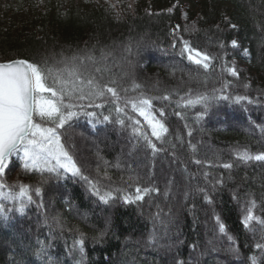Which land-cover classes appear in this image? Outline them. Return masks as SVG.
Segmentation results:
<instances>
[{
	"label": "trees",
	"instance_id": "trees-1",
	"mask_svg": "<svg viewBox=\"0 0 264 264\" xmlns=\"http://www.w3.org/2000/svg\"><path fill=\"white\" fill-rule=\"evenodd\" d=\"M192 3L185 19L173 0H137L118 14L45 8L26 19H0V63L75 66L115 87L123 109L117 113L106 94L95 101L102 107L82 109L93 117L81 114L58 130L82 175L101 194L111 193L107 204L79 176L26 171L11 158L0 177L10 186L4 192L28 186L31 202L19 212L20 201L0 198V264H264V247H256L264 245V223L242 224L251 201L264 221V161L236 155L264 153V0ZM181 40L213 57L208 70L181 56ZM200 95L208 99L186 103ZM142 97L152 99L153 115L168 129L160 139L132 110ZM137 187L149 191L125 204Z\"/></svg>",
	"mask_w": 264,
	"mask_h": 264
},
{
	"label": "snow or ice",
	"instance_id": "snow-or-ice-1",
	"mask_svg": "<svg viewBox=\"0 0 264 264\" xmlns=\"http://www.w3.org/2000/svg\"><path fill=\"white\" fill-rule=\"evenodd\" d=\"M181 45L180 54L182 57L186 54L187 60L192 64L202 67L204 70L209 69L213 57L194 47L188 40H181ZM172 47H176L175 42ZM232 47H237L235 40L232 41ZM247 53L248 50L245 49L244 54L247 55ZM87 59L91 60L92 57ZM81 63H83V59ZM226 70L231 76H238L234 67H229ZM99 71L100 69L97 68L96 72ZM111 83L114 84L115 81ZM245 86L247 87V85ZM134 87H139V85H134ZM106 94H111L114 98L113 102L117 104L115 111L121 113L123 109L119 106L120 97L117 89L110 84L100 83L95 76L85 78L75 66L65 65L63 68H55L48 66L47 62L41 65L23 59L0 63V177L5 175L11 158L18 157L26 171L47 172L56 176L70 174L73 177H81L87 181L89 191L98 196L101 202L107 204L112 198L111 193L101 194L99 187L82 175L80 167L62 142L61 133L58 131L63 129L73 117L81 114L89 118L93 117L95 113L83 112L82 109L84 107H102V104L95 103V101L104 98ZM220 98L228 99L229 97L222 96ZM245 98L237 96L235 99L239 102ZM162 99L168 100L169 96L164 95ZM207 99L208 97L200 95L195 99L187 100L186 103L192 105ZM85 100L88 101L87 105L73 103V101ZM131 106L133 111L148 122L152 136L160 139L162 134L168 131L165 125L153 115L152 99L142 97L138 101L131 102ZM76 108L81 111H74ZM159 114L161 117L165 115L163 109L159 110ZM104 120L108 121L109 116H104ZM117 122L124 123L119 119ZM46 124L48 126H45ZM133 131L138 130L134 128ZM148 144L155 151V145L151 140H148ZM236 155L245 162L264 161V153L253 155L245 150ZM222 167L229 169L232 164L224 163ZM5 188H10V186L0 181V198L10 199L13 202L20 201L21 207L17 208V211H23L25 200L31 202L28 186L19 185L18 192H13L10 189L8 193L4 192ZM148 191L149 189L142 190L137 187L136 195L134 197L124 196L123 201L128 204L142 200L143 193ZM35 192L39 195L40 189L36 188ZM205 199L208 200L207 195ZM208 202L211 203L210 200ZM250 205L242 219V224L246 229H250L253 220L264 223L253 214L255 202L251 201ZM3 211L0 208V213ZM217 224L219 231L224 233L226 226L220 222L219 217H217ZM229 239L231 240L232 237ZM75 243L82 244V240H77ZM256 247L261 248L264 245L257 243ZM81 251H83L82 248ZM253 264H255L254 258Z\"/></svg>",
	"mask_w": 264,
	"mask_h": 264
},
{
	"label": "rangeland",
	"instance_id": "rangeland-1",
	"mask_svg": "<svg viewBox=\"0 0 264 264\" xmlns=\"http://www.w3.org/2000/svg\"><path fill=\"white\" fill-rule=\"evenodd\" d=\"M137 0H0V19L19 20L27 15L44 13V9L53 12L86 11L93 8H105L116 14L129 12ZM192 0H173L172 8H177L183 19L193 12ZM220 9L228 15L233 14L231 7L221 4ZM50 13V12H49ZM134 163V162H133Z\"/></svg>",
	"mask_w": 264,
	"mask_h": 264
},
{
	"label": "bare ground",
	"instance_id": "bare-ground-1",
	"mask_svg": "<svg viewBox=\"0 0 264 264\" xmlns=\"http://www.w3.org/2000/svg\"><path fill=\"white\" fill-rule=\"evenodd\" d=\"M15 60H18V59H15Z\"/></svg>",
	"mask_w": 264,
	"mask_h": 264
}]
</instances>
